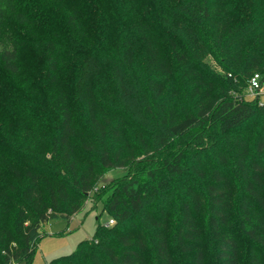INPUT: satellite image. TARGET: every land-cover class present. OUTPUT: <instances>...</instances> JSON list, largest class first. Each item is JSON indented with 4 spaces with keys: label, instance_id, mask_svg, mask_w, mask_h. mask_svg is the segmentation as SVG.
Here are the masks:
<instances>
[{
    "label": "trees",
    "instance_id": "16d2710c",
    "mask_svg": "<svg viewBox=\"0 0 264 264\" xmlns=\"http://www.w3.org/2000/svg\"><path fill=\"white\" fill-rule=\"evenodd\" d=\"M256 73L264 0H0V264L106 190L108 224L50 264H264Z\"/></svg>",
    "mask_w": 264,
    "mask_h": 264
},
{
    "label": "rangeland",
    "instance_id": "374dc122",
    "mask_svg": "<svg viewBox=\"0 0 264 264\" xmlns=\"http://www.w3.org/2000/svg\"><path fill=\"white\" fill-rule=\"evenodd\" d=\"M27 66L29 67L28 73L30 75L40 73V69H36L39 67V63L33 60L31 56L27 58ZM74 76L75 71H71L69 77L73 78ZM259 83L258 96L252 95L247 90L245 98L248 101H256L258 99L259 103L264 105V74L260 75ZM0 103L3 108L6 106L4 100H0ZM1 111L4 112L5 110H0V121L2 119ZM132 149L134 150V148ZM133 153L132 160L125 167L112 168L104 172L100 176L102 178L99 181V186L112 185L127 179L130 175L131 163H139L140 165L141 161L151 156V154L137 155L138 151L136 150ZM106 192H102L97 198L99 199L97 202L89 200L83 209L70 220L60 218L46 224L42 229V237L38 243L33 264H50L54 259L70 255L78 249L80 243L91 240L94 237L98 225L108 224L110 216L104 211Z\"/></svg>",
    "mask_w": 264,
    "mask_h": 264
},
{
    "label": "built area",
    "instance_id": "2783aa9c",
    "mask_svg": "<svg viewBox=\"0 0 264 264\" xmlns=\"http://www.w3.org/2000/svg\"><path fill=\"white\" fill-rule=\"evenodd\" d=\"M259 79H260V74L258 73L254 74L253 77L250 79L248 90L252 93V95L258 96L260 89ZM113 223L114 221L111 220L109 224H113Z\"/></svg>",
    "mask_w": 264,
    "mask_h": 264
}]
</instances>
